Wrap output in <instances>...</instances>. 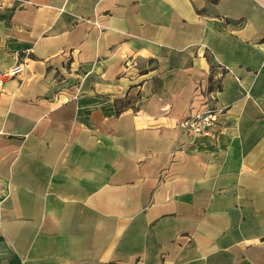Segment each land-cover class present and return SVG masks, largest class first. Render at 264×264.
Returning <instances> with one entry per match:
<instances>
[{
  "label": "crops",
  "instance_id": "1",
  "mask_svg": "<svg viewBox=\"0 0 264 264\" xmlns=\"http://www.w3.org/2000/svg\"><path fill=\"white\" fill-rule=\"evenodd\" d=\"M13 68L0 264H264V0H0Z\"/></svg>",
  "mask_w": 264,
  "mask_h": 264
},
{
  "label": "built area",
  "instance_id": "2",
  "mask_svg": "<svg viewBox=\"0 0 264 264\" xmlns=\"http://www.w3.org/2000/svg\"><path fill=\"white\" fill-rule=\"evenodd\" d=\"M17 73L8 71L0 75V84L3 79L13 78ZM222 114V110L216 106L208 108L204 112L185 118L179 124L181 131L187 137L192 140V146L195 151H200L205 148L202 142L204 139L210 140L211 143H215L217 139L216 123L219 116Z\"/></svg>",
  "mask_w": 264,
  "mask_h": 264
},
{
  "label": "rangeland",
  "instance_id": "3",
  "mask_svg": "<svg viewBox=\"0 0 264 264\" xmlns=\"http://www.w3.org/2000/svg\"><path fill=\"white\" fill-rule=\"evenodd\" d=\"M10 71H12V72H15V73H21L22 72V68H13V69H11ZM9 71V72H10ZM3 81V80H2ZM5 81V80H4Z\"/></svg>",
  "mask_w": 264,
  "mask_h": 264
}]
</instances>
